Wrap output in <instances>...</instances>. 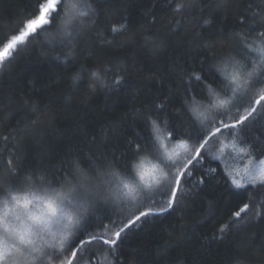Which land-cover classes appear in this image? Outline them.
Returning <instances> with one entry per match:
<instances>
[{
    "label": "trees",
    "instance_id": "obj_1",
    "mask_svg": "<svg viewBox=\"0 0 264 264\" xmlns=\"http://www.w3.org/2000/svg\"><path fill=\"white\" fill-rule=\"evenodd\" d=\"M70 3L89 15L74 45H54L53 33ZM183 3L185 10L176 13L169 0H64L51 27L43 26L38 35L18 44L14 58L0 64V187L35 189L25 179L35 173L62 190L77 177V165L85 170L89 165L115 166L125 179L133 178L132 163L153 157L147 151L133 154L136 143L150 139L142 113H155L154 105L162 102L161 130L165 120L179 124L187 115L188 74H199L202 64L227 63L230 69L241 63L236 34L250 27L258 30L264 19V0ZM36 9V0H0V38L22 28L38 14ZM120 24L126 29L113 33ZM104 65L112 71L105 74ZM97 66L101 78L92 80L90 70ZM114 74L122 80L119 87L112 83ZM204 75L215 91H227L220 79ZM194 86L202 96L200 85ZM255 91L249 89L242 103ZM257 138L264 140V114L248 133L249 141ZM218 146L215 141L209 144L205 159L185 177L176 211L137 221L122 234L115 254L98 241L85 245L77 264H87L93 253L98 264H264V214L256 216L250 207L239 228L223 235L219 231L249 193L233 188L222 162L212 158ZM261 149L264 143L257 145V153ZM209 168L216 172L208 173ZM255 196L259 199L260 194ZM148 197L140 210L152 206L155 211L160 198L152 204ZM137 208L101 199L76 226L77 235L65 254L72 250L69 244L79 247L87 233L102 231L101 222L117 230L122 221L138 215ZM53 251L44 252L38 264H48Z\"/></svg>",
    "mask_w": 264,
    "mask_h": 264
},
{
    "label": "snow or ice",
    "instance_id": "obj_2",
    "mask_svg": "<svg viewBox=\"0 0 264 264\" xmlns=\"http://www.w3.org/2000/svg\"><path fill=\"white\" fill-rule=\"evenodd\" d=\"M64 0H36L39 19H29L25 22L26 27L13 29L12 34L0 38V44L3 45V51L0 52V64L9 63L16 52L19 51L18 44L25 41L32 35H38L43 30V26H52L54 16L59 15L58 9ZM169 3H175L174 12L180 13L185 10L183 0H169ZM91 7V5H89ZM95 11V9H93ZM35 15V13H33ZM89 15L88 12L78 10L77 3H70L64 7V16L60 24L56 26V32L53 33L52 43L54 45H74L77 37L80 36L84 17ZM179 23V21H177ZM205 24L211 23L205 20ZM126 24H120L112 28L113 33H118L126 29ZM19 34H16V33ZM242 54V62L233 65L231 70L227 63L222 67L216 64H202L200 73L195 72L188 74L185 88L184 107L186 117L179 124L170 123L165 120L163 131L160 127L159 112L163 111L164 104L157 103L154 105L156 112H143L142 119L146 127L150 129V139L147 143H136L134 155L141 152H150L153 154L156 163H150V168L140 172V181L136 179L132 182V189L138 194L141 189H148L151 195L148 197L149 202L155 204L156 198H160L159 206L154 211L152 206L146 210H140L143 205L137 208L138 215L134 214L133 218L122 221V226L112 231L111 228L101 222L102 231L87 233L88 239H80L79 247H73L70 254L66 253L65 242L68 239L69 225L65 224L60 230L61 239L56 244H49L53 254L50 258L52 261H59V264H77L81 249L85 245L93 242H99L101 246H108L107 251L115 254L118 241L132 225L144 218H158L176 211L179 200L184 194L185 177H191L196 165L201 164L205 159V153L209 144L214 141L218 146V155L212 157L219 160L227 155L235 153L243 159L248 158V163L243 168L229 169L226 176L231 181V186L237 190L248 192V201L243 202L238 210L231 213L229 221L221 224V235L239 228L244 222L245 217L242 214L248 212L250 207L254 210L256 216L264 214V149L257 153V145L264 143V140L257 138L253 143L248 139V133L255 126L260 116L264 114V19H261L259 29L250 27L247 32L236 34ZM5 41H7L5 43ZM207 47V46H205ZM112 69L108 65L103 66V72L106 74ZM205 73L220 79L221 86L230 90L232 95L222 98L217 93L211 83L206 82ZM92 80L101 78V67L97 66L90 70ZM114 86L119 87L122 83L120 78H112ZM194 85H200L202 96L197 95ZM255 88L254 94L249 97L248 103H238L243 96H247L249 89ZM206 103H201V101ZM235 108V113L230 114L231 109ZM203 109V110H201ZM224 137L225 139H220ZM231 137V139L225 140ZM12 161L8 164L11 166ZM144 167V162L138 166ZM15 172V169H12ZM208 173H215V168L207 169ZM75 173L78 178V184L71 194L56 190L51 186V181L38 177L35 173L25 177L26 180L32 181L36 191H44L46 194L51 190L55 193L58 202L53 203L46 201V207L60 217H65L70 213L76 215V225L85 218V208L90 203L91 207L99 205L101 199H92L89 201V194L110 188L113 183H118L123 187H128V181L123 177L122 171H116L115 166L96 167L89 165L87 170L75 167ZM203 175V174H202ZM200 184L204 183L201 178ZM10 188L5 185L0 187V194H10ZM259 193V199L255 194ZM135 199V195L132 196ZM104 197V200H108ZM235 218V219H232ZM59 223V219H57ZM85 231H87L85 229ZM110 233V235H109ZM9 244L6 239L0 238V264L8 258ZM86 250V249H85ZM46 255V253H43ZM95 254L89 255L87 264H98L93 259Z\"/></svg>",
    "mask_w": 264,
    "mask_h": 264
},
{
    "label": "clouds",
    "instance_id": "obj_3",
    "mask_svg": "<svg viewBox=\"0 0 264 264\" xmlns=\"http://www.w3.org/2000/svg\"><path fill=\"white\" fill-rule=\"evenodd\" d=\"M145 159L146 157H140L131 165L138 182L140 172H146L150 168V164L145 163L143 168L138 167ZM78 182L77 177L71 178L66 181L65 187L58 191L65 195L71 194ZM132 187L130 181H128V187L113 183L110 188L90 193L89 201L104 199V197L113 201L131 198L135 194L131 191ZM46 201L58 202L55 193L51 190L46 194L44 191H36L32 186L0 195V238L6 239L10 246L8 258L3 261V264H38L44 257V248L51 241H55V244L59 246L61 235L60 232L54 231L57 225L63 228L67 224L70 229L76 225L75 213L60 217L58 212L53 214L46 207ZM90 209L89 203L84 210L85 214ZM48 264H51L50 260Z\"/></svg>",
    "mask_w": 264,
    "mask_h": 264
},
{
    "label": "rangeland",
    "instance_id": "obj_4",
    "mask_svg": "<svg viewBox=\"0 0 264 264\" xmlns=\"http://www.w3.org/2000/svg\"><path fill=\"white\" fill-rule=\"evenodd\" d=\"M31 19H37L38 20L39 19V13ZM24 27H26L25 24L22 28H24ZM17 34H19V33H17ZM2 51H3V45L0 47V52H2ZM230 70H231V68H230ZM216 92L219 93L222 98H227V97L232 95L230 90H227V91L225 90L224 92H219V91H216ZM243 98H244V96L242 97L241 101H238V103H242ZM203 103H206V101H204ZM201 110H203V109H201ZM234 113H235V108H232L230 114H234ZM219 160L222 162L226 171L229 169L243 168V166L248 163V160L246 161V160H244V158L241 159V157L237 156L235 153H232L231 156L227 155V153H226L225 156ZM143 162L145 164H150V163H156L157 161L154 159V156H153L152 158H146ZM135 179H136L135 175L133 176V178H127V180H129L130 182H133ZM146 193H150L148 189H141L138 194H134L135 199H133L131 197V198L117 200V201H113L111 199L110 200L112 201L113 204L119 205V204L130 203V204H132V208H135V207L137 208V207L141 206L144 203V201H146V197H148L146 195ZM77 225H75L73 228H71L69 230L70 235L65 242V247L77 235L76 230H75ZM60 230H61V227L59 225H57V227L54 229L55 232H60ZM50 244H55V241H51ZM48 249H52V248L47 246L44 248V252H47ZM42 259H44V257Z\"/></svg>",
    "mask_w": 264,
    "mask_h": 264
}]
</instances>
